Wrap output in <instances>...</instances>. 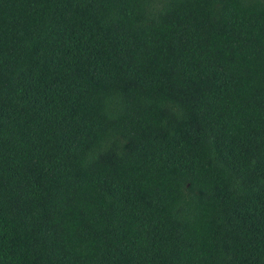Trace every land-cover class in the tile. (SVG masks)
I'll return each mask as SVG.
<instances>
[{"label": "trees", "instance_id": "obj_1", "mask_svg": "<svg viewBox=\"0 0 264 264\" xmlns=\"http://www.w3.org/2000/svg\"><path fill=\"white\" fill-rule=\"evenodd\" d=\"M0 264H264V0H0Z\"/></svg>", "mask_w": 264, "mask_h": 264}]
</instances>
